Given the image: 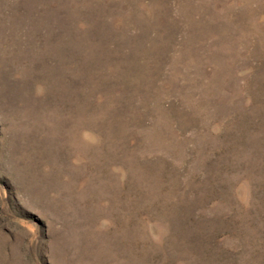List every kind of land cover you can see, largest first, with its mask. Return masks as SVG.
<instances>
[{
  "label": "rangeland",
  "instance_id": "rangeland-1",
  "mask_svg": "<svg viewBox=\"0 0 264 264\" xmlns=\"http://www.w3.org/2000/svg\"><path fill=\"white\" fill-rule=\"evenodd\" d=\"M0 264H264V0H0Z\"/></svg>",
  "mask_w": 264,
  "mask_h": 264
}]
</instances>
